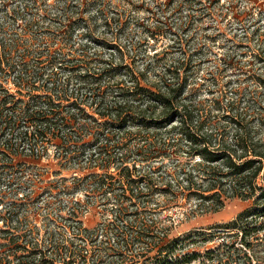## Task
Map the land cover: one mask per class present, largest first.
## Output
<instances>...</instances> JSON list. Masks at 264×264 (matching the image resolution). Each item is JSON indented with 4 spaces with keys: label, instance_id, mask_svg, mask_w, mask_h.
Instances as JSON below:
<instances>
[{
    "label": "trees",
    "instance_id": "obj_1",
    "mask_svg": "<svg viewBox=\"0 0 264 264\" xmlns=\"http://www.w3.org/2000/svg\"><path fill=\"white\" fill-rule=\"evenodd\" d=\"M85 5L63 0L55 8L69 16L74 8ZM27 10L24 6L12 15L15 20L25 19L24 34L7 37L10 27L0 22V180L5 174L12 176L4 179L12 186L10 194L36 184L34 172L26 177L23 162L14 163L15 159H40L49 144H57L61 160L80 167L74 176L78 183L62 187L81 188L88 199L105 207L112 203L115 216L91 229L73 209V236L43 245L28 238L30 227L22 220L13 223L3 218L0 264H191L198 259L206 264H262L254 247L259 238L264 240L258 236L264 230L263 123L255 124L247 112L239 111L236 98L214 101L213 107L222 111V118L214 123L211 110L188 92V75L182 78L173 65L150 80L149 71L162 61L156 48L153 61L143 70L111 61L89 68L71 54L69 44L70 27L79 16L66 30H47L49 34L38 39L34 33L48 28L45 22L52 25L54 17L44 11L27 19ZM117 15L114 20L122 14ZM110 37L100 40L105 47L121 51L120 33L112 32ZM144 37L149 44L148 38L155 42L162 35ZM37 40L42 44L34 48ZM184 63L185 59L180 67ZM11 80L17 87L15 93L6 87ZM172 121L176 122L169 127ZM131 127L137 132L153 130L163 142L165 156L171 155L166 149L177 147L176 153H185L188 160L177 157L153 164L161 152L152 150L154 142L136 144L144 137H135ZM116 129L125 131L119 135ZM197 155L200 158L194 161ZM19 173L24 181L16 180ZM157 195L167 198L166 205L181 207L184 199L194 198L196 214L219 211L236 197L252 202L232 221L209 227L224 232L198 230L170 236L174 216L168 223L147 213L150 205H160ZM23 197L27 203L34 200L28 193ZM3 202L10 211L18 203L0 188ZM72 204L80 202L73 200ZM215 236L223 238L217 248L204 252L188 248Z\"/></svg>",
    "mask_w": 264,
    "mask_h": 264
},
{
    "label": "rangeland",
    "instance_id": "obj_2",
    "mask_svg": "<svg viewBox=\"0 0 264 264\" xmlns=\"http://www.w3.org/2000/svg\"><path fill=\"white\" fill-rule=\"evenodd\" d=\"M60 1L63 0H0V22H5L10 27L7 37L24 34L25 19L15 20L12 16L15 10L24 6H28L27 19L36 16L37 12L44 11L54 17L52 25L45 22L49 27L34 33L38 39L49 34L50 31L47 30H66L67 24L79 16L81 19L70 27L72 36L69 38V44L72 47L71 54H76V58L85 62L89 68L106 66L111 61L113 65L128 64L136 71L143 70L151 60L153 61V53L160 50L158 58L162 61L159 66L149 71L150 80H155V73L161 72L162 68L173 65L172 68L180 70L182 78L188 75V92L193 94L195 101L203 102L206 108L211 110L209 117L214 119V123L222 118V111L213 107L214 101L219 99L226 103L236 98L235 106L239 111L247 112L255 124L263 123L261 126L264 129V0H69L76 4L86 3L85 7L74 8L69 16H62L55 8ZM119 12L122 15L114 20ZM112 32L121 35V51L111 46L105 47L104 41L100 40L112 39ZM151 34H160L162 37L155 42L148 38L150 43H145L144 36ZM94 38L99 39L96 41ZM153 43L157 44L153 47ZM40 44L42 41L37 40L34 48H38ZM184 59L186 64L180 67ZM62 73L66 75L68 72ZM119 78L121 79H117ZM6 87L14 93L17 90L12 80L6 83ZM175 122L172 121L169 127ZM131 129L135 137H144L143 141L137 140L138 143L134 139V143L149 146L148 142H154L152 150L161 152L154 158L153 164L161 159L168 162L177 157L181 161L188 160L185 153H176L177 147L166 149L171 155L165 156L162 151L165 148L163 142L152 134L153 130L141 129L137 132L136 127ZM115 131L121 135L125 130ZM57 153V144H49L47 153L40 159H15L14 163L23 162L21 165L23 169H27L24 171L26 177L30 172H34L36 184L24 185L22 189L14 190L10 194L12 186L4 179H11L12 176L4 175L2 181L0 180V188L2 191L7 190L9 196L15 197L18 203L13 207V211L8 209L5 202L0 204V228L6 225L3 218L13 219V223L19 218L23 225L30 227L28 238L38 240L43 245L52 239L61 240L63 237L73 236L74 231L70 227L75 224L71 218L73 209L84 226L91 229L114 218L112 203L105 207L99 204V201L88 199L86 191L81 188L68 190L62 187L78 183L74 176L80 173V167L75 165L74 161H62ZM199 158L197 155L193 160ZM111 170L116 171L114 168ZM17 177L16 180L22 178L24 181L20 173ZM27 193L34 198L30 203L25 202L26 197H23ZM155 198L160 205H150V211L147 213L153 217L164 218L168 223L171 222V216H174L175 224L170 236L198 230L224 232L223 228L209 227L232 221L252 202L236 197L228 199L225 207L219 211L196 214L193 212L197 202L194 198L189 202L184 199L183 207L166 205L167 198L163 195H157ZM73 200H78L80 205L72 204ZM179 214L180 217L177 216ZM258 236L263 238L264 230L260 231ZM222 239L215 236L188 248H198L200 252H204L217 248ZM227 240L234 239L227 237ZM258 240L254 249L264 264V240ZM238 243L241 245L240 241ZM191 264L206 263L198 259Z\"/></svg>",
    "mask_w": 264,
    "mask_h": 264
}]
</instances>
